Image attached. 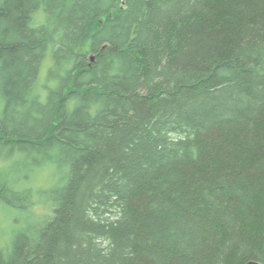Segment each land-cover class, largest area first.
Returning a JSON list of instances; mask_svg holds the SVG:
<instances>
[{
	"label": "trees",
	"instance_id": "16d2710c",
	"mask_svg": "<svg viewBox=\"0 0 264 264\" xmlns=\"http://www.w3.org/2000/svg\"><path fill=\"white\" fill-rule=\"evenodd\" d=\"M6 147L0 264H264V0H0Z\"/></svg>",
	"mask_w": 264,
	"mask_h": 264
},
{
	"label": "rangeland",
	"instance_id": "374dc122",
	"mask_svg": "<svg viewBox=\"0 0 264 264\" xmlns=\"http://www.w3.org/2000/svg\"><path fill=\"white\" fill-rule=\"evenodd\" d=\"M46 59L42 66L41 77L44 76L45 70L48 66L49 61ZM25 161V156L20 152L16 151L14 148L9 149V147L0 150V175L4 178H12L16 176L13 169L18 162L23 164ZM29 164V163H28ZM28 164H25L24 167H28ZM27 169L20 167L18 172L19 175L25 174ZM55 171L52 168L44 169L40 171L39 174L33 175L31 179V185L33 187H47L52 184ZM27 216L24 213H21L10 208H4L0 205V247L7 245L10 234L14 233L16 230L21 228L25 223H27ZM30 221V220H28Z\"/></svg>",
	"mask_w": 264,
	"mask_h": 264
},
{
	"label": "water",
	"instance_id": "95a60500",
	"mask_svg": "<svg viewBox=\"0 0 264 264\" xmlns=\"http://www.w3.org/2000/svg\"><path fill=\"white\" fill-rule=\"evenodd\" d=\"M246 264H262V263L257 262V261H249V262H247Z\"/></svg>",
	"mask_w": 264,
	"mask_h": 264
},
{
	"label": "bare ground",
	"instance_id": "6f19581e",
	"mask_svg": "<svg viewBox=\"0 0 264 264\" xmlns=\"http://www.w3.org/2000/svg\"><path fill=\"white\" fill-rule=\"evenodd\" d=\"M78 99V98H77ZM47 136V135H46Z\"/></svg>",
	"mask_w": 264,
	"mask_h": 264
}]
</instances>
